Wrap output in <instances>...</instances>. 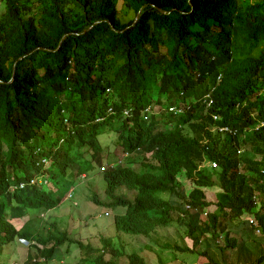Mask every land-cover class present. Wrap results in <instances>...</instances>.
Returning a JSON list of instances; mask_svg holds the SVG:
<instances>
[{
	"label": "trees",
	"instance_id": "trees-1",
	"mask_svg": "<svg viewBox=\"0 0 264 264\" xmlns=\"http://www.w3.org/2000/svg\"><path fill=\"white\" fill-rule=\"evenodd\" d=\"M0 9L14 17L7 24L0 19V97L4 96L0 101L4 107H0V169L5 171L0 174V236L5 235L7 240L17 235L29 237L31 233L27 227L17 231L7 216L19 217L31 206L55 207L65 192L58 189H67L73 178L87 168L86 159L79 156L75 174H62L58 158L66 156L69 149L85 145L101 128L91 117L98 109L103 111L99 102L105 85H110L122 101L140 104L151 84L171 91L166 87L167 79L177 75L182 59L186 69L201 72L202 83L205 73L212 83L221 74L214 90L221 118L214 124L231 125L241 132L256 120L248 116L253 106L256 117L264 118V96L248 94L255 85L264 86V0H0ZM197 27L211 32L218 42ZM181 44L190 48L189 54L179 53ZM203 46L216 54L215 60L208 62L210 55ZM160 48L166 53L158 52ZM245 100L248 105L239 111L232 106ZM62 109L69 122L77 125L75 135L66 137L54 152L48 169L57 191L51 198L29 187L9 193L5 189L8 181L1 179L8 175L9 166L23 172L22 177L30 176L32 147L40 142L37 137L42 134L37 119L47 113L43 121L46 127L53 132L65 131ZM189 119L190 114L182 119L181 130L168 133L150 134L137 120L132 129L122 125L125 149L141 147L144 151L134 158V162L141 163L142 173L118 164L105 171V178L109 191L121 184L138 190L132 200L119 197L118 204L113 200V205L126 210L116 217L119 229L148 235L173 222L176 216L193 242L191 247L181 249L210 260L209 242L199 244V238L210 235L208 240H216L220 251L237 248L240 237L234 236L238 234L227 222L241 218L244 212L253 214L264 235V127L251 134L247 146L251 155L238 156L232 143L238 144V136L228 139L212 132L207 128L212 125L210 118L197 123ZM185 126L193 129L192 137L183 130ZM17 139L21 142L15 144ZM30 140H35L33 146ZM20 144L26 147L19 148ZM20 149L26 151V157H14ZM204 156L217 162L222 177L223 192L217 210L208 208L209 202L198 188L188 193L193 208L184 210L166 195L176 192L182 197L174 185L175 174L182 169L188 176L204 178L197 171ZM21 159L23 163L16 164ZM255 192L261 201L258 208L251 199ZM206 209L207 215L202 217ZM239 224L244 225L240 220ZM221 234L223 238L217 241ZM40 235L49 245L43 251L53 258L51 243L61 242L65 233ZM82 248L95 249L90 244ZM82 253L75 264H118L104 260L99 252ZM126 264L147 263L131 254Z\"/></svg>",
	"mask_w": 264,
	"mask_h": 264
},
{
	"label": "clouds",
	"instance_id": "clouds-1",
	"mask_svg": "<svg viewBox=\"0 0 264 264\" xmlns=\"http://www.w3.org/2000/svg\"><path fill=\"white\" fill-rule=\"evenodd\" d=\"M254 1V0H252ZM219 7V5H218ZM216 9V8H215ZM218 12V11H217ZM214 10V13H217ZM137 19V16L135 17L134 21ZM198 30L203 31L200 27H197ZM207 36L211 37L212 40L218 42L217 39L212 38V34L209 31H203ZM189 45H193L192 40L188 39ZM210 42H207L206 45H210ZM59 46V45H58ZM178 49L179 53L185 52L190 53V48L186 47L185 44H181ZM202 48L206 49L209 52L210 58L208 57V62L215 60L216 54L212 53L211 50L207 46H203ZM158 52L166 53V51L163 48H160ZM215 52H218V49L215 50ZM201 78V72L198 69H195L194 71H190L185 68L183 65L182 59H181V67L177 73L176 76L170 77L167 79L166 87L170 88L171 91L162 90L157 85L151 84L147 88L148 95L144 101L140 104L133 103L131 101H122L119 97L115 96L114 90L110 85H105L103 98L100 100L99 104L104 106L103 111H100L99 109L95 112V114L91 117L92 121L99 125V127L96 130L95 137L91 140L87 139V142L85 145H81L78 147H75L74 149H69L66 156H60L58 158V161L60 165V172L62 174L74 175L76 172V162H79V156H84L87 162V168L81 172L80 175L75 176L71 182V184H68L67 189H58L60 190V193L65 191L63 194L62 199L59 201V203L65 199H71L73 197V192L75 190L79 191V188H77V181L84 180L87 176H90L93 171H100V176L102 179V187H103V200L99 203V205L106 208L103 215L98 213L97 217L101 218L102 216H108L110 214V211L113 213V228L114 232L110 230L109 226H103L98 225L94 227L99 228H107V232H111L114 234V236L108 235V236H99L97 238V242L100 244L97 245V243L93 242L91 237H82L77 234L70 233L67 226L65 225V217L63 214H60L61 217H56L57 220L64 221L63 226H59L56 221L49 222V225L42 224L41 222H37L35 226H31L28 223V220L23 222V224L20 227H17L14 224V220L16 219H23L27 215H41L44 218V215L47 214L49 211L54 210L57 207H30L29 212H24L19 217L17 216H10L6 217V219L12 224V226L17 231H22L24 228H29L31 233L29 237H24L22 235H17L13 237L10 240H7L5 238V235L0 236V264H2V258L4 254V250L8 245H13V248L16 245L27 244V251L25 254V260L21 264H55L56 262L62 261L63 256L62 254H67L71 251V249H77L78 256H83V251H86L88 253H94L99 252L103 259L106 261L115 262L118 264H126L127 256L131 254H137L141 259L142 257L139 255L141 254L138 250H132L128 251V247L131 246L132 243V237H140L145 236L149 237L150 241L153 243L157 242L158 237H156V234L163 228L159 229L157 232L150 233L148 235L142 234L141 232H132V231H125L119 229L118 225L116 226V217L120 216L121 214H125L126 210L118 205H113V200H115V203L118 204L117 198L119 197H125L129 200H132L134 197L137 196L138 190L136 191L135 188H127L123 184L116 186L112 191H109L107 181L105 178L106 170L108 168H115L116 165H127L130 167V164H134L133 161L134 158L137 156V154L144 152L141 147H137L133 151H129L125 149L124 145V134L122 131V125L126 128H133L135 126V122L137 120V123L142 126L145 130H147L150 134L158 133L159 131L168 133L174 130H181V123L184 121L182 119L186 118L190 114V119L188 121H191L192 123H197L202 120H206L207 118H210V122H212L211 126H208L212 132H217L222 135H226V137L231 139L234 136H238V144H235V151L238 156L245 155V151H249L250 149L247 148L249 146V142L251 141V134L254 131H260V128L264 127V118H257V111L252 107L248 112V116L251 117L253 120L256 119L254 123L250 124L247 128H244L241 132L238 131L237 128L227 125V124H221L216 125L217 121L220 120V114L217 110L221 109V106L215 105L214 100V94H215V88L216 84L221 80V74H218L216 77V82L212 83V81L209 79L208 73H205V75L202 77L203 83L200 82ZM112 78H110L108 81H111ZM10 80H8L9 82ZM1 83V81H0ZM177 83L178 89L175 90V84ZM191 92V93H189ZM248 94H252L253 96H264V86L261 85H255L251 90L248 91ZM4 96L0 97V101H3ZM38 101H43V99L39 98ZM259 103H257L258 105ZM248 105L247 101L243 102H236L235 104H232L234 106V109L240 110L241 108H244ZM41 108H44V105H40ZM4 108L3 106H0ZM259 107V106H258ZM62 125L63 128H65V131H59L53 132L50 128H47L44 121V118L46 117V114H42L37 119L38 122V128L39 132L42 134H45L46 140L41 138L43 137L42 134L37 137L39 143H36L34 146L35 140H30L33 150L34 157L31 158L32 163L29 164L28 167V173L30 174L29 177L25 178V175L16 170L14 167L9 166L7 171V176H2L1 179H3L5 182L8 181L7 187L5 188L9 193H14L16 191L22 190L26 187L29 188H35L39 192L46 194L51 198V194L56 192V188L54 187L55 183L48 172V169L51 167L52 159L54 152L61 146L64 139L69 136L75 135V130L77 125L76 123H71L68 120L67 114L62 109ZM70 116V115H69ZM71 117V116H70ZM264 117V115H263ZM43 124V126H42ZM42 127V128H41ZM183 130L186 132V134L190 137L194 135L193 129L191 126H185ZM107 132L108 135H112L116 139V145L119 147L118 151L122 152V155L120 158H114L112 159V163H106V158H110L108 147H105L102 142L99 141L98 136L103 133ZM15 144H18V142H21L19 139L14 141ZM202 143V140L200 141ZM76 145L74 143L72 146ZM19 148L26 147L24 144L18 145ZM251 155V152L249 151ZM18 154V155H17ZM19 154L22 157H26V151L20 149L19 153L16 151L14 152V157H19ZM146 156L149 155L145 154ZM13 161V160H12ZM23 159H21L16 164L23 163ZM105 162V163H103ZM261 162H264V156H261ZM139 163V162H138ZM141 167V163H139ZM34 167V168H33ZM132 170H134L132 167H130ZM261 169V176H264V167ZM142 169V167H141ZM69 171H71L69 173ZM135 171V170H134ZM197 171H200L204 178L197 177V176H188L186 171L182 169L178 174H175L174 177V185L178 189V192L181 194L182 197H178L176 192H170L167 193L166 198L170 200L174 205L176 206H183L184 210H190L192 209V205L189 199L188 193L192 191L194 188H198L204 192V196L206 198L207 188L213 187L215 185H219L220 191L218 192V195L215 197V202H209V209L217 210V200L220 194L223 192L222 187L220 185V181L222 177H220L219 174V166L216 161L208 159L206 156L203 157L201 163L197 166ZM136 173H142L137 172ZM5 171L0 169V174H4ZM213 176H217V180L213 179ZM258 175H255V177ZM182 179L189 180L190 187H184L182 185ZM262 181V179L258 178ZM90 180V177L88 178ZM249 179L245 175V182H247ZM125 188L126 189V195L123 193H120L119 190ZM188 188L190 189L186 194L182 193L181 189ZM134 191L132 194L129 191ZM81 193V192H80ZM244 195V194H243ZM83 196V195H82ZM94 196H96V193H94ZM87 198V197H85ZM94 198V197H93ZM88 199V198H87ZM92 199V198H91ZM251 199L255 203L256 207H261V201L259 198V193L255 192ZM207 200V199H206ZM91 201V200H90ZM73 204H76L75 201L72 202ZM125 211V212H124ZM208 209L202 211V217H205L207 215ZM183 212L179 213V216H182ZM65 219V220H64ZM120 217L117 219V222L119 221ZM242 221L243 224L238 225V221ZM67 221V220H66ZM77 222V220H74L72 222H68L72 225H74V222ZM176 216L174 218V221L171 223H175ZM170 223V224H171ZM178 224L179 221H178ZM227 224L232 227V231H234L239 236L240 239L237 242L238 246L237 248L244 247L246 248L248 244H246V241L248 243H256L260 244L255 238L258 236H264L261 234L260 228L257 226L256 219L252 214L249 213H243L241 218H238L237 220H231L227 222ZM237 224V225H236ZM169 225V224H168ZM184 226V225H181ZM166 227V226H165ZM164 227V228H165ZM184 230V229H183ZM65 233L63 239L61 242L56 241L52 242L51 245L53 247V251L55 252V255L53 258L49 259V254L44 252V248L49 245H45V240L40 234L45 233ZM247 235V238L244 239V236ZM207 237H210V235H207ZM205 237H201L198 240L199 244H206V242H209L208 244V252L210 254L211 259L206 260L208 261V264H236L235 260L233 258L239 257L236 254H240L239 251H235V249L229 248L225 251H220L216 246V240L215 243L212 239H209ZM221 240L220 236L217 241ZM242 241L245 243L242 244ZM153 243H150L148 245L149 248L156 249L153 245ZM264 244V242H261ZM90 244L95 249H83L82 247L84 245ZM193 244V243H192ZM73 245V246H68ZM192 246V245H191ZM252 244H250L248 247H251ZM260 248H264L259 246ZM104 249L108 253V257H106L105 254H103ZM182 252H185L186 250H182ZM212 252V254L210 253ZM187 252L193 253L198 255L195 252H192L188 250ZM217 252L222 253L223 256L221 258H216L215 255H217ZM200 256V255H198ZM264 256V255H263ZM262 256V257H263ZM260 257L258 261L262 258ZM42 259V263L40 260ZM49 259L50 262H47L46 260ZM223 259V260H222ZM57 260V261H55ZM143 260V259H142ZM160 260V259H159ZM145 263L149 264L147 261L143 260ZM161 261V260H160ZM205 261V262H206ZM163 262L161 261V264ZM205 264V263H204Z\"/></svg>",
	"mask_w": 264,
	"mask_h": 264
},
{
	"label": "rangeland",
	"instance_id": "rangeland-1",
	"mask_svg": "<svg viewBox=\"0 0 264 264\" xmlns=\"http://www.w3.org/2000/svg\"><path fill=\"white\" fill-rule=\"evenodd\" d=\"M0 19H2L6 24L8 20L14 19L12 15L9 13H3L0 9ZM10 31H8V35ZM43 126V124H42ZM42 128V127H41ZM98 139L105 147H108L110 158H106V163H112V159L120 158L122 155L121 151H118L119 147L116 145V139L112 135H108L107 132H103L98 136ZM245 153L250 154L249 151H245ZM134 161V160H133ZM105 163V162H103ZM135 171L141 172V167L138 162L134 164H130ZM100 171H93L90 176H87L83 181H77V188H79L80 192L75 190L73 192V197L71 199L65 200L63 199L58 205L56 209L49 211L44 215V218L41 215H27L23 219L14 220V224L17 227H20L23 222L28 220V223L31 226H35L37 222H41L42 224L49 225V222L56 221L59 226H63L64 221L57 220L56 217H61L59 212L63 214L65 217V225L67 226L70 233L80 235L82 239L84 237H91L90 240L97 243V238L99 236H114L113 233L107 232V228H99L94 227L98 225L109 226L110 230L114 232L113 228V213L110 211L108 216H102L101 218L97 217V214L100 213L103 215L106 208L99 205V203L103 200V187H102V179L100 176ZM90 177V180L88 178ZM213 179L217 180V176H213ZM182 185L184 187H190L189 180L182 179ZM206 199L208 202H215V197L218 195L220 191L219 185H215L213 187L207 188ZM182 193L186 194L190 189L185 188L181 189ZM120 193L126 195V189L122 188L119 190ZM132 194L134 191H129ZM96 193V196H94ZM83 195V196H82ZM87 197V198H85ZM94 197V198H93ZM92 198V199H91ZM91 200V201H90ZM75 201L76 204L72 202ZM59 209V212H58ZM256 210V208H255ZM253 215V214H252ZM75 221L74 225L68 223ZM182 224H178V221L175 223H171L167 225L165 228L161 229L157 234L158 237L157 242L153 243L150 241L149 237L140 236V237H132V245L128 247V251L138 250L141 254H139L143 260L147 261L149 264H208L207 259H202L203 257L198 256L196 254L190 252H182L180 248L182 247H191L192 239L188 236L187 231L183 230L185 227L181 226ZM87 234V235H86ZM220 239L223 238V235H219ZM247 238V235L244 236V239ZM239 240V238H237ZM257 241L264 242V236H258L255 238ZM153 243L154 247L149 248L148 245ZM16 245L13 248V245H8L3 254L2 264H21L25 260V254L28 249L27 244ZM73 246V245H68ZM264 249V248H263ZM240 248H235V251H239ZM212 254V252L210 251ZM103 254L108 257L107 251L104 249ZM63 260L56 262L55 264H75L79 258L77 249H71V251L67 254H62ZM223 256L222 253H218L215 255L216 258H221ZM161 261H160V260ZM223 260V259H222ZM57 261V260H55ZM206 261V262H205ZM42 263V259L40 260Z\"/></svg>",
	"mask_w": 264,
	"mask_h": 264
},
{
	"label": "crops",
	"instance_id": "crops-1",
	"mask_svg": "<svg viewBox=\"0 0 264 264\" xmlns=\"http://www.w3.org/2000/svg\"><path fill=\"white\" fill-rule=\"evenodd\" d=\"M239 257L233 258L236 264H264L263 261H258L264 255V249L260 248L258 244H252L251 247H241Z\"/></svg>",
	"mask_w": 264,
	"mask_h": 264
}]
</instances>
